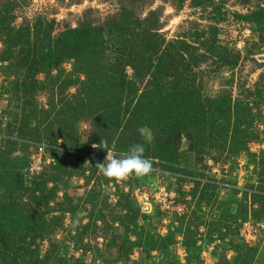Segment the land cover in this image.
Here are the masks:
<instances>
[{
  "label": "rangeland",
  "instance_id": "374dc122",
  "mask_svg": "<svg viewBox=\"0 0 264 264\" xmlns=\"http://www.w3.org/2000/svg\"><path fill=\"white\" fill-rule=\"evenodd\" d=\"M262 6L264 0H0V24L31 25V47L39 49L47 28L56 37L84 23L104 25L107 38L103 48H94L102 53L77 49L53 67L42 63L43 51H31L36 63L29 78L30 51H1L0 41V152H7L0 155L20 172L27 164L25 189L0 184V203L13 195L22 203L20 210L0 208L4 231L18 229L7 248L0 245V264H264V21L258 25L254 14L247 16ZM121 12L139 20L153 15L162 41L159 51L145 52L149 66L134 54L140 45L111 34ZM177 50L183 53L178 60ZM114 71L129 81L125 92L136 88L133 102L156 78L168 88L179 79L197 86L200 98L229 101L221 144L197 146L195 134H183L175 160L146 151L148 175L105 178L95 164L106 151L90 142L100 129L88 110L71 120L65 104L88 85L108 86ZM147 130L145 136H153ZM32 189H38L35 197ZM41 189L50 195L46 201L37 197ZM18 212L28 216L21 225L14 222ZM37 213L47 233L34 242L25 238L27 248L16 256V239L32 236L29 216Z\"/></svg>",
  "mask_w": 264,
  "mask_h": 264
},
{
  "label": "trees",
  "instance_id": "16d2710c",
  "mask_svg": "<svg viewBox=\"0 0 264 264\" xmlns=\"http://www.w3.org/2000/svg\"><path fill=\"white\" fill-rule=\"evenodd\" d=\"M128 13L121 12L122 19L120 21H115L112 25L113 31L111 34L123 35L124 42L135 44L137 47L140 45V50H136L134 54H138V58L142 60V65L144 66L143 56L146 51L157 52L161 46L162 39H158L159 34L157 32L158 27H156L155 22L152 21L151 13L144 19L139 20L137 18L130 19L126 15ZM254 14V18L251 16ZM248 17L254 23L260 25L263 23L264 19V6L259 7L256 11H250L247 14ZM127 17V18H126ZM31 25H10L8 22L0 24V41L2 43L1 51H30V63L25 78H29L34 74V70L29 71L33 67L34 55L36 52L31 51H43L41 52L42 63L47 67L57 66L64 57L76 56L75 52L79 51H89L91 53H102L101 50H94V48L104 47V42H107V38L103 36V32L106 28L104 25L92 26L86 23L81 26L68 28L60 32L56 37H51L49 34V29L47 28L46 35L42 39V43L39 49L36 46H30L29 37L31 35ZM109 30V29H108ZM106 32H109V31ZM111 30V29H110ZM33 34V33H32ZM105 34V32H104ZM181 42V41H177ZM45 43V46H43ZM183 46L186 43L182 41ZM168 44L174 47V44L168 42ZM136 47V49H137ZM176 47V46H175ZM22 48V49H21ZM177 48V47H176ZM183 48V47H182ZM133 49V48H132ZM137 51H140L137 52ZM180 54H177V53ZM161 53H168L164 51ZM174 52L173 56L176 59L183 57V53L177 50ZM123 55L121 52L120 55ZM159 59H163V56H159ZM26 60L28 57L25 58ZM148 60V57L146 58ZM34 60V61H31ZM137 60V59H136ZM151 60L147 61L145 66H149ZM38 64V63H37ZM133 67L137 68L134 64ZM143 68H141L142 70ZM38 70V69H37ZM162 75H167L165 72ZM109 85L92 87L87 86L86 93H81L77 95L75 100L66 103L65 112L73 115H69L71 120L80 118V115L85 114L88 110L94 120V126L99 128L96 132L92 133L90 136V142L97 143L99 145L101 141L108 142V149L127 152L130 146L136 144L140 137L138 129L145 126L150 129L153 134L154 141L152 143L142 140L141 143L145 147V153H152L155 156H159L162 161H171L173 158L175 160V155L177 153V146L179 144L181 136L184 134L188 138H192L195 134V140L197 138V146H203L206 140H210L213 145H220L218 140L223 138L224 127L228 123L220 124L222 122L230 121L228 116H230V103H226V100H210V98L203 97L200 98L199 88L197 86H190L188 84H181V80L173 81L172 87L168 88L165 83L161 82V78H156L155 81L150 82L152 87L148 88L145 93L138 98L135 102V91L133 88L125 92L128 88L127 82H129L124 75L117 74L116 71L111 72L109 75ZM80 84V83H79ZM81 85V84H80ZM83 85V84H82ZM81 85V86H82ZM86 86V85H83ZM98 99L97 102L93 100ZM92 105H95L93 108ZM238 104L236 105L237 112ZM90 108V110L88 109ZM236 120L237 117H236ZM109 129L108 132L106 130ZM239 127H236V132ZM55 138L57 135L54 136ZM7 141L15 143L16 141L12 138L7 137ZM218 139V140H217ZM224 140V139H223ZM210 143V142H208ZM218 143V144H216ZM7 148L8 153L14 151V149ZM96 150L105 151L103 149V144L97 147ZM148 151V153L146 152ZM2 155L7 152H0ZM16 156V155H15ZM4 156L0 155V184L4 181L6 184H12L13 189L23 188L24 181L22 180L24 170H26L27 164L24 170L20 172V165L16 164L15 161L10 164H6V160H2ZM17 158V157H16ZM59 158L56 157L55 165H59ZM56 168V167H55ZM21 175V176H20ZM45 179L41 181L43 186H45L49 180V175H44ZM51 177V176H50ZM38 189H32V195L35 197V192ZM54 189L51 188L50 195L54 194ZM44 196L43 189L40 190V195L37 197L41 201H46L47 197ZM13 195L12 200L0 203V208L8 207L9 209H14L19 207L20 210L22 203ZM10 198V196H9ZM25 204V203H23ZM16 210V209H15ZM13 211V210H12ZM31 222L28 224L27 228L32 232V236L28 234L19 235L16 239L15 246L12 248L16 250V256L19 253L17 250L27 248V243L25 238L34 239L44 236L47 231H43L42 223L45 221L41 213H37L35 217L29 216ZM55 217V216H54ZM52 217V218H54ZM24 218H28L27 215H22V212L15 214L14 222L15 224H20ZM33 218V219H32ZM32 224V226H31ZM0 224V245L3 247H8L9 241H13L18 233V229L11 226L7 230L1 227ZM30 242V243H31ZM29 243V244H30ZM27 244V245H26ZM22 250V251H23ZM27 264H35L37 262L28 259L24 261Z\"/></svg>",
  "mask_w": 264,
  "mask_h": 264
},
{
  "label": "clouds",
  "instance_id": "9594fccd",
  "mask_svg": "<svg viewBox=\"0 0 264 264\" xmlns=\"http://www.w3.org/2000/svg\"><path fill=\"white\" fill-rule=\"evenodd\" d=\"M137 131L142 137H145L146 142H151L154 139L151 134L145 136L148 132L145 126L140 127ZM101 143L106 151V156L102 162H96L95 167L105 178L125 181L132 176L142 178L152 171V161L145 158V147L143 144H134L130 146L122 157H117L114 150H108L107 141H101ZM101 143L99 145L93 144L92 147H100Z\"/></svg>",
  "mask_w": 264,
  "mask_h": 264
}]
</instances>
